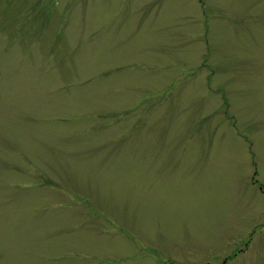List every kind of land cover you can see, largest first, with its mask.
<instances>
[{
	"label": "rangeland",
	"instance_id": "rangeland-1",
	"mask_svg": "<svg viewBox=\"0 0 264 264\" xmlns=\"http://www.w3.org/2000/svg\"><path fill=\"white\" fill-rule=\"evenodd\" d=\"M0 264H264V0H0Z\"/></svg>",
	"mask_w": 264,
	"mask_h": 264
}]
</instances>
